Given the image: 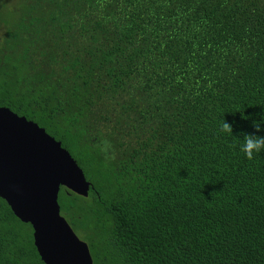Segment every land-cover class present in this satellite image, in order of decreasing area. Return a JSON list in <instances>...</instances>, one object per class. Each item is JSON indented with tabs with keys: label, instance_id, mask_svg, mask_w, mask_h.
Segmentation results:
<instances>
[{
	"label": "trees",
	"instance_id": "obj_1",
	"mask_svg": "<svg viewBox=\"0 0 264 264\" xmlns=\"http://www.w3.org/2000/svg\"><path fill=\"white\" fill-rule=\"evenodd\" d=\"M0 106L91 181L94 264H264V0H0ZM0 264H44L2 198Z\"/></svg>",
	"mask_w": 264,
	"mask_h": 264
},
{
	"label": "water",
	"instance_id": "obj_2",
	"mask_svg": "<svg viewBox=\"0 0 264 264\" xmlns=\"http://www.w3.org/2000/svg\"><path fill=\"white\" fill-rule=\"evenodd\" d=\"M60 186L80 196L93 188L60 140L0 106V198L32 228L44 264H94L88 244L60 213Z\"/></svg>",
	"mask_w": 264,
	"mask_h": 264
},
{
	"label": "clouds",
	"instance_id": "obj_3",
	"mask_svg": "<svg viewBox=\"0 0 264 264\" xmlns=\"http://www.w3.org/2000/svg\"><path fill=\"white\" fill-rule=\"evenodd\" d=\"M256 129L260 128L259 123H254ZM218 132L232 134L230 123L222 120L218 125ZM242 142L239 144V150L248 159H252L254 153H259L264 150V136H259L255 133H245L242 135Z\"/></svg>",
	"mask_w": 264,
	"mask_h": 264
},
{
	"label": "rangeland",
	"instance_id": "obj_4",
	"mask_svg": "<svg viewBox=\"0 0 264 264\" xmlns=\"http://www.w3.org/2000/svg\"><path fill=\"white\" fill-rule=\"evenodd\" d=\"M75 159V158H74ZM77 162V161H76ZM73 229V228H72ZM75 232V231H74ZM76 234H77V236L80 238V239H82V240H84L85 242H86V239L85 238H83V236H81L80 235V233H78V232H75ZM87 243V242H86ZM88 244V243H87ZM89 246V245H88ZM89 249H90V253H91V255L92 256H94V250H93V248L90 246L89 247Z\"/></svg>",
	"mask_w": 264,
	"mask_h": 264
}]
</instances>
